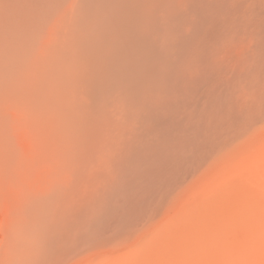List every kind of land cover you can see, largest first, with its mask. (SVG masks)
I'll use <instances>...</instances> for the list:
<instances>
[{"label":"bare ground","instance_id":"1","mask_svg":"<svg viewBox=\"0 0 264 264\" xmlns=\"http://www.w3.org/2000/svg\"><path fill=\"white\" fill-rule=\"evenodd\" d=\"M262 118L264 0H0V264L133 230Z\"/></svg>","mask_w":264,"mask_h":264},{"label":"rangeland","instance_id":"2","mask_svg":"<svg viewBox=\"0 0 264 264\" xmlns=\"http://www.w3.org/2000/svg\"><path fill=\"white\" fill-rule=\"evenodd\" d=\"M238 135L144 223L55 264H264V118Z\"/></svg>","mask_w":264,"mask_h":264}]
</instances>
